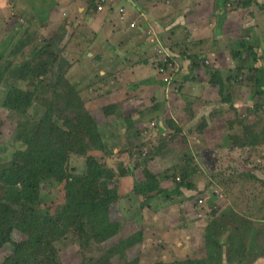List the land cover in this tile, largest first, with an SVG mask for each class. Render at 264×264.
Listing matches in <instances>:
<instances>
[{"label":"rangeland","instance_id":"rangeland-1","mask_svg":"<svg viewBox=\"0 0 264 264\" xmlns=\"http://www.w3.org/2000/svg\"><path fill=\"white\" fill-rule=\"evenodd\" d=\"M168 1L176 6L175 0ZM36 3L39 1L0 0V264H264V29L247 26L232 33L234 39L223 40L226 86L211 82H221L211 60L189 54L196 44L190 48L188 42L165 40L157 29L152 30L158 37L154 43L160 44L163 54H159L156 68L170 61L182 67L186 61L190 69L181 77L194 73L213 93V99L198 112L191 106L194 101L186 100L179 109L184 108L188 124L182 127L168 121V131L162 134L147 126L152 117L145 115L153 112L149 107L141 110L144 115L137 119L118 114L113 122L99 126L77 85L74 83V89L56 80L58 61L53 65L55 76L50 65L44 69L42 59L62 57L65 29L43 33L36 29L43 26L37 17L30 22L19 14L29 10L30 15V6ZM251 7L263 9L264 0L215 1L214 17L222 26L231 10H246L245 17H256ZM259 23L264 25V20ZM146 38L152 40L150 33ZM240 40L249 42L258 55L254 58L244 47L243 52L235 53ZM46 43H58L57 50H43ZM150 58H146L147 65ZM86 60L80 64H93L94 59ZM134 60L140 62L137 57ZM24 65L37 79L18 78L14 71L18 73ZM176 73L173 78L178 77ZM22 80L34 98L28 105L27 98L20 97L9 109L7 97L17 84L24 85ZM57 101L64 110L62 106L50 107ZM42 117L51 123L40 126L43 139L50 140L41 148L43 153L51 149L47 153L51 160L61 156L62 169L57 177L41 179L38 192L29 196L39 195L37 198L17 197L11 191L23 187L13 183V177L18 171L22 176L27 168L23 165L37 159L29 149L32 144L24 142L20 134L24 128H38ZM85 123L88 126L84 127ZM78 125L83 128L77 129ZM59 149L68 152L58 153ZM90 156L98 159L105 172L112 173H104L99 180L100 193L108 196L99 201L90 197L95 187L87 185L83 192L82 187L69 182L72 175L88 172ZM4 169L9 172H2ZM122 169L128 174L121 176ZM141 182L145 186L137 192ZM149 185L156 190H148ZM68 197L72 206L67 204ZM201 197L202 207L197 203ZM192 227L204 231L205 242L196 238ZM183 228L187 234L181 233ZM35 229L37 241L19 255L18 245ZM202 230L197 231L202 234Z\"/></svg>","mask_w":264,"mask_h":264},{"label":"crops","instance_id":"crops-1","mask_svg":"<svg viewBox=\"0 0 264 264\" xmlns=\"http://www.w3.org/2000/svg\"><path fill=\"white\" fill-rule=\"evenodd\" d=\"M34 1L39 3L30 6V15L29 10L19 14L30 18V22L36 21L37 17L43 26L38 25L36 29L43 33L65 29V36L61 39L64 42L62 55L71 63V83H75L82 92L86 106L96 123L102 127L113 122L118 114L132 115L137 119L144 115L140 111L148 107L153 112L150 116L145 115V118L161 119L165 123L174 121L185 127L190 120L184 108L179 107H183L186 100H193L191 106L198 112L209 99H213L208 84L194 73L189 72L181 77L190 69L188 62L183 61L181 67L179 64L174 66L170 61L168 65L161 66L166 68V73L159 71L161 67L156 68L160 62L159 54H163L160 44L147 40L150 31L157 29L165 36V40L176 38L177 42L181 41L184 45L188 42L190 48L196 44V49L188 50L189 54L206 56L213 63L214 74L221 78V82H226L228 75L225 76L223 69L228 67L222 64L227 54L222 50L223 40L234 39L232 33L241 32L247 26L256 31L264 29V25L259 23V20H264V8L256 10L253 8L255 6L251 10L254 9L256 17H245L247 14L243 13H247L246 10H231L226 13L222 26L214 17L217 9L213 8L214 2L221 0H209L205 5L200 4L202 0H175L176 6H172L168 0H99L98 6L104 5L102 9L97 6L98 0H92V5L89 0ZM123 11L124 14L121 13ZM6 26L11 27V24ZM237 47L235 53L238 52ZM242 48L239 52H243ZM227 49L233 52L231 48ZM259 49L262 48L259 46ZM164 50V57L169 60L168 50ZM155 51H158V55ZM86 56L88 61L94 59L92 65L89 62L87 66L80 64L81 60L87 59ZM136 57L140 62L134 60ZM147 57H151L150 65L146 63ZM174 71H177V78H173ZM167 75H171L170 81L164 79ZM207 77L209 81V75ZM138 104L143 108L139 109ZM110 107L114 109L107 112ZM150 120L147 126H150ZM202 135L205 136V130ZM192 228L196 229L192 232L196 238L205 242L204 231L199 227ZM181 233L187 234L186 229L183 228ZM206 262L209 261L206 259Z\"/></svg>","mask_w":264,"mask_h":264},{"label":"trees","instance_id":"trees-1","mask_svg":"<svg viewBox=\"0 0 264 264\" xmlns=\"http://www.w3.org/2000/svg\"><path fill=\"white\" fill-rule=\"evenodd\" d=\"M56 46H58V43H52V44L46 43L45 46L42 47V49L44 50V49H49V48L53 47L55 50H57ZM237 46H238L237 47L238 53H239V49L244 47V48L248 49L249 52L253 51L252 54H253L254 58H255V55L256 56L258 55L251 48L249 42L242 41L241 43L239 42ZM57 61L59 63V67L57 68V79L56 80L59 81L61 84H63V83L67 84L68 83L74 89H76L75 85L73 83H71V80H69L70 62L63 55H62V57L57 56V57L53 58V60H51V61L50 60L45 61L42 59V64L44 65V69H45V66L50 65L52 67L51 68L52 69L51 74H52V76H55V72L53 70L54 69L53 65ZM25 67H26V65L20 66L18 69V73L14 71L15 74H18V78L20 80L21 79L26 80L29 77L32 79H37V77H38L37 74L33 70L31 72H28V70L25 69ZM218 79L221 81L220 77ZM1 80H2V78H1ZM1 80H0V83H1ZM24 80H22L24 82V85H18L17 84L16 85L17 87L15 89H13L11 94H9V96L7 97L9 102H7L8 104L6 106L9 109L13 108L15 105H17L20 97H26L28 102L33 100L34 92L32 90L25 89L27 87V82ZM211 82L215 83L217 85H221L222 83L225 85L224 82L219 83L218 81H215L213 79H211ZM12 93H14V95H13L14 97H13V100L10 101V99L12 97L11 96ZM30 104H31V102L28 105H30ZM60 106H62V110H64V105L62 104L61 101L51 103L50 107L58 108ZM13 110H15V109H13ZM42 123L48 124V123H51V120L44 119L42 117L40 120V123L38 125V128H37V126L34 127V125H32L34 128H31V127L27 128V129L24 128L20 134V137L23 138L24 142H26L28 144H32L29 149H33L32 152L37 159L30 164L26 163L23 165V167H27V168L23 169L25 173L22 176H21L20 171H18L17 176L13 177V183H18V184L21 183V185L23 187V189L21 191H18V192L11 191L12 194L16 193L17 197L26 198V197H29L33 192H38L39 184H40V181L42 178H45L46 176H51V175L57 177V176H59V170L62 169L61 165H63V159L61 156H58L57 159L51 160L47 157V153L51 152V149H48L47 153H43L44 148H41V147L43 145H45L50 140L49 139H43V134L40 130V126ZM86 126H88L87 123L84 124V127H86ZM78 128H83V126L78 125L77 129ZM33 133H35L34 136H32ZM21 142L23 144H25L22 140H21ZM67 152H68V150H64V149H59V151H58V153H67ZM88 161H89L88 172L83 176H80L78 174L72 175L69 178V182H70L71 186L79 185L80 187H82L81 191H83V192H84V189L87 185L90 187H95L94 190H92V191L90 190V193H91L90 197L94 201H99V200H102L104 198H108V196H105L102 193H100V191H99V180L101 179V177L104 173H106L107 176L112 174V173L111 172H105L103 165L95 157L90 156L88 158ZM2 172L8 173L9 170L4 169ZM120 173H121L120 174L121 176H124V175L128 174V171H126L125 169H122ZM148 183L150 184V181ZM144 186H145V184H143V182L139 183V185L137 184V192H140V189L141 188L143 189ZM146 188L148 190H154L155 186L149 185ZM181 192L185 193L183 190H181ZM38 196L39 195H37L35 198H37ZM29 198L35 199L33 197H29ZM210 202H213V201L210 200ZM67 204L69 206H72V198L71 197H68ZM48 220H53V219L49 218ZM36 234H38L37 229L30 232L28 239L22 241L18 245L17 251H18L19 255H23V251L31 248L29 246L27 247V245H30L33 242L35 243L37 241L38 236ZM140 234H142V232H140ZM139 237H140L139 240L140 239L142 240L141 235ZM6 239L7 238H4L3 240H6ZM222 242H223V239H222Z\"/></svg>","mask_w":264,"mask_h":264},{"label":"built area","instance_id":"built-area-1","mask_svg":"<svg viewBox=\"0 0 264 264\" xmlns=\"http://www.w3.org/2000/svg\"><path fill=\"white\" fill-rule=\"evenodd\" d=\"M104 5L102 6H98L99 9H102ZM150 36H151V39L152 41L156 42L158 41V37L156 35V32L154 31H150ZM210 60L208 59L207 62H209ZM159 71L161 73H166V68L165 67H161L159 69ZM164 79L166 81H170L171 80V75H167V76H164ZM149 125L150 127L156 129L159 133H162V134H165L167 131H168V126H167V123H165V121L161 120V119H151L150 122H149ZM198 205L202 207V205H204V198L201 197V198H198V201H197Z\"/></svg>","mask_w":264,"mask_h":264}]
</instances>
